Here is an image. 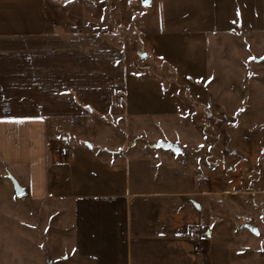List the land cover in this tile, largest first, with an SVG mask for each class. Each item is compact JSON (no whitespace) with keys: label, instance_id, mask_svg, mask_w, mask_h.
<instances>
[{"label":"rangeland","instance_id":"1","mask_svg":"<svg viewBox=\"0 0 264 264\" xmlns=\"http://www.w3.org/2000/svg\"><path fill=\"white\" fill-rule=\"evenodd\" d=\"M84 1L93 26L125 46V87L107 118L131 126L127 136L107 135L91 114L71 133L81 146L109 139L128 152L117 176L74 168L72 193L122 198L133 221L138 207L143 218L157 215L158 234L171 232L165 212H180L170 203L183 196L185 230L197 248L212 249L214 264H264V0ZM160 140L182 153L158 149ZM59 212L17 196L4 178L0 264H83L73 219ZM199 234L208 241L199 245Z\"/></svg>","mask_w":264,"mask_h":264},{"label":"crops","instance_id":"2","mask_svg":"<svg viewBox=\"0 0 264 264\" xmlns=\"http://www.w3.org/2000/svg\"><path fill=\"white\" fill-rule=\"evenodd\" d=\"M84 10V0L65 7L53 0H0V182L12 175L28 200L49 203L71 224L73 219L83 264H214L212 249L197 248L185 230L187 198L172 200L180 212L166 211L172 230L158 234L157 215L143 218L138 207L133 221L128 202L117 195L103 202L72 193L74 168L117 176L118 161L128 152L109 139L81 146L71 133L91 114L102 116L96 125L107 135L127 136L123 127L131 126L107 118L125 87V46L94 27ZM61 134L70 141L58 140Z\"/></svg>","mask_w":264,"mask_h":264},{"label":"water","instance_id":"3","mask_svg":"<svg viewBox=\"0 0 264 264\" xmlns=\"http://www.w3.org/2000/svg\"><path fill=\"white\" fill-rule=\"evenodd\" d=\"M158 147H162L166 150H171L173 151L175 154H180L182 152V148L180 147L179 144L173 143L171 141L166 142V141H159L157 143ZM9 178L11 179L13 186H14V190L17 196H23L25 194V190L24 188L18 183V181L12 176L9 175ZM198 206V205H197ZM248 229L252 232H254L255 234L258 233V229L251 226V225H247Z\"/></svg>","mask_w":264,"mask_h":264},{"label":"built area","instance_id":"4","mask_svg":"<svg viewBox=\"0 0 264 264\" xmlns=\"http://www.w3.org/2000/svg\"><path fill=\"white\" fill-rule=\"evenodd\" d=\"M119 93V95H122L123 94V92L122 91H119L118 92ZM124 102V99L121 97L120 98V103H123ZM67 152H68V149H67V147L66 146H63L62 148H61V153L63 154V155H66L67 154ZM206 241H208V236L207 235H197V242L199 243V245L200 244H202V243H204V242H206Z\"/></svg>","mask_w":264,"mask_h":264}]
</instances>
